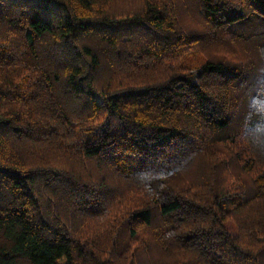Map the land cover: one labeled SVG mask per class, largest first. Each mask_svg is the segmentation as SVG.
Returning <instances> with one entry per match:
<instances>
[{
    "label": "trees",
    "instance_id": "16d2710c",
    "mask_svg": "<svg viewBox=\"0 0 264 264\" xmlns=\"http://www.w3.org/2000/svg\"><path fill=\"white\" fill-rule=\"evenodd\" d=\"M264 0H0V264H264Z\"/></svg>",
    "mask_w": 264,
    "mask_h": 264
},
{
    "label": "clouds",
    "instance_id": "9594fccd",
    "mask_svg": "<svg viewBox=\"0 0 264 264\" xmlns=\"http://www.w3.org/2000/svg\"><path fill=\"white\" fill-rule=\"evenodd\" d=\"M256 113H257V115L264 116V107H261V106L257 107Z\"/></svg>",
    "mask_w": 264,
    "mask_h": 264
}]
</instances>
